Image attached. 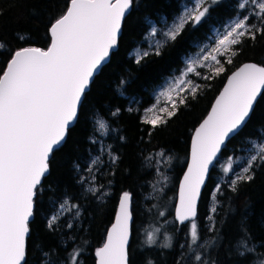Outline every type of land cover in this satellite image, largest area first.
Here are the masks:
<instances>
[{
  "label": "trees",
  "instance_id": "obj_1",
  "mask_svg": "<svg viewBox=\"0 0 264 264\" xmlns=\"http://www.w3.org/2000/svg\"><path fill=\"white\" fill-rule=\"evenodd\" d=\"M243 1L206 4L209 11L201 23L189 22L157 56L148 39L151 22L173 20L190 0H133L117 51L93 81L77 122L65 143L52 154L49 174L38 186L34 218L29 223L26 264H71L74 253L79 254L78 264H97L95 252L106 239L124 192L132 196L130 264H259L264 260V164L255 168L252 181L239 182L235 191L230 175L227 177L219 169L222 160L238 158L253 142L264 141V97L258 100L245 127L227 143L210 174L196 219L197 241L192 243L186 231L188 224L164 225L174 217L194 130L235 69L245 62L264 66V35L257 34L255 40L246 37L234 46L237 54L231 64L226 62L227 56H220L225 71L219 76L205 79L212 75L211 68L198 67L200 75L191 74L193 84L199 85L196 98L189 95L186 104L180 105L166 124L152 128L143 123V114L153 104L157 88L166 78L180 73L187 58L211 38L214 29L244 15L250 17L251 24L264 27L253 14L254 5L249 2L244 9L239 7ZM68 3L69 0H0V73L15 51L49 46L48 29L65 14ZM139 50L151 54L137 64ZM116 109L120 111L113 115ZM99 122L110 129L107 141L112 154L90 175L87 168L100 155ZM161 152L170 158V179L164 191L156 194L152 190L157 179L154 159ZM113 157L118 159L113 162ZM218 185L220 191H215ZM95 188V192L89 191ZM65 200L67 211L58 215L50 230L48 220ZM73 204L78 208H71ZM149 228L164 229L169 243H147L144 233ZM246 247L255 251L247 252ZM196 255L202 260L197 261Z\"/></svg>",
  "mask_w": 264,
  "mask_h": 264
},
{
  "label": "snow or ice",
  "instance_id": "obj_2",
  "mask_svg": "<svg viewBox=\"0 0 264 264\" xmlns=\"http://www.w3.org/2000/svg\"><path fill=\"white\" fill-rule=\"evenodd\" d=\"M215 3L217 0H194V6L185 8L162 33L165 39L155 42L154 54L159 56L164 44L175 41L189 22L200 24L209 11L205 5ZM246 3L248 0L239 7L244 9ZM250 3L255 6L253 14L264 25V0H250ZM132 4L133 0H69L65 14L48 29L49 46L15 51L0 73V264H26V237L38 186L49 172L50 157L65 143L95 74L101 71L110 52L116 48L122 23ZM257 34L264 35V27L251 24L248 15L234 21L216 47L203 56V61L211 60L216 65L210 69L212 75L204 78L223 73L224 64L218 56H227L226 62L231 64L232 57L237 54L234 46L240 45L246 37L255 40ZM150 35H157L155 27ZM150 54L149 51L137 52L136 63L140 64ZM196 63H189L182 76L187 73L199 76ZM198 90L199 85L192 80L178 78V82L160 93L165 106L154 105L147 109L143 123L152 128L166 124L176 115L180 105L186 104L189 95L196 98ZM258 97H264V66L244 64L228 78L210 113L194 131L191 163L184 175L176 210L181 224L191 221L193 243L198 239L194 217L200 188L222 147L249 122ZM119 111L116 109L113 115ZM99 128H106L105 123L99 122ZM253 147L255 154L247 159L242 174L230 180L233 191L239 182L252 181L255 168L264 164V144L254 143ZM116 159L118 157H113V162ZM88 171H92L91 167ZM223 171L233 172V165L227 164ZM217 191H220L219 185ZM131 199L130 193L122 194L115 223L104 245L95 252L97 264H129ZM67 204L65 200L60 209ZM71 208H78V205L73 204ZM58 218V215L49 218L47 227L50 230ZM67 226L72 227L71 224ZM148 242H154L151 234ZM246 251L254 252L255 248L246 247ZM78 255L72 254L71 264H78ZM195 259L202 260L200 255ZM259 264H264V260Z\"/></svg>",
  "mask_w": 264,
  "mask_h": 264
},
{
  "label": "rangeland",
  "instance_id": "obj_3",
  "mask_svg": "<svg viewBox=\"0 0 264 264\" xmlns=\"http://www.w3.org/2000/svg\"><path fill=\"white\" fill-rule=\"evenodd\" d=\"M250 2V0H248V3ZM243 3H245V0L243 1ZM247 5V3H246ZM194 6V0H190V2H186L184 4V7L182 9V12L176 16L173 20H168V19H161L160 22H151L150 24V30H149V34H148V39H149V43L151 44V47H155V42L156 41H163L165 38L162 35L163 32H166L172 25L173 22L176 20L177 17H179L180 15L183 14L185 8H192ZM255 8V6H254ZM242 18V16L240 17H235L232 20L228 21L226 24H224L223 26L214 29V32L211 36V38L205 42L203 45H201L200 49L194 53L193 55H191L190 57L187 58L186 60V65L185 67L180 71V73L175 74L170 76L169 78H166L162 84L157 88V90L155 91V100L153 102V104L149 107L152 108L154 105H157L158 107H163L165 106V101L160 98V93L162 91H164L166 88H168V86L174 82H178V78H185V79H190L191 78V74L193 73H187L186 76H182V74L186 73V69L189 63L196 61L197 63L195 64L196 69L198 67H201L200 65L203 64L206 67L209 68H213L216 65L214 64L213 61L208 60V61H203V56L207 55L209 52H211V50L213 48L216 47V44L218 42V40L222 37V35L230 28V26L232 25V23H234V21H236L237 19ZM155 27L157 29V35L155 37H152L150 35L151 29ZM138 52H141L140 50ZM220 56H218L219 59ZM148 108V109H149ZM146 111L143 114V118L146 115ZM150 115V114H149ZM99 125V124H97ZM106 128L104 129H100L99 130V138L101 140L99 147H100V155L97 158H93L92 160H96L97 162L95 164H93L92 162L90 163L89 167L87 168V173H90V175H93L98 166H101L103 163H107L110 158H111V149H110V144L107 141L110 135V129L108 127V125L105 123ZM99 127V126H98ZM259 145V144H264V141H255L252 143L251 148L244 154L241 155L238 158H231V159H226V160H222L221 163L219 164L220 168L223 171V168L231 163L233 165V172L230 173H224L226 174V176L228 177L230 175L231 179L235 178V175H240L242 174V168L244 166H246V161L247 159L255 154V148L253 147V144ZM170 158L167 155H163L160 156L159 154L155 157L154 159V163H155V175L157 176V179L155 182L152 183V190H154V192L157 194L158 192L164 191L165 186L168 185L169 183V179H170V173H169V168H168V163H169ZM91 167L92 171L89 172L88 169ZM219 180H221V177L219 178ZM93 187V186H92ZM97 189V188H95ZM217 191V189L215 190ZM107 193L106 190L103 192V195ZM155 193L152 195L153 197L155 196ZM213 201L215 200V198L212 199ZM67 211V206H65L64 209H58L57 213L55 215H63L65 212ZM163 213V212H162ZM164 215V213H163ZM174 223H177L175 218H170L168 219V221L165 222V226L167 227H171ZM195 223L197 224L196 220ZM188 228L186 229V231L188 232V235L191 239V235H190V227H191V222L188 223ZM149 234H151L154 237V242L153 243H149L148 242V236ZM145 240L147 243L149 244H155L157 243L159 246H164L167 245L169 243V236L167 234V232L162 229V228H149L145 233ZM192 240V239H191ZM193 243V242H192Z\"/></svg>",
  "mask_w": 264,
  "mask_h": 264
},
{
  "label": "water",
  "instance_id": "obj_4",
  "mask_svg": "<svg viewBox=\"0 0 264 264\" xmlns=\"http://www.w3.org/2000/svg\"><path fill=\"white\" fill-rule=\"evenodd\" d=\"M131 10H132V7H131V9L129 10V12L126 14L125 18L130 14ZM124 20H125V19H124ZM123 22H124V21H123ZM122 26H123V23H122ZM121 35H122V27H121V32H120V35H119V38H118V44H117L116 48H114V49L110 52L109 58H108L107 61L103 64V67H104L105 65H107V64L110 62L111 57H112V54H113L115 51H117V49H118V45H119V39H120ZM249 63H254V64H257V65H259V66H263V65H260V64H258V63H255V62H245V63H243L241 66H243L244 64H249ZM241 66H239L237 69H235V70H234V71L228 76V78H229V77H230L235 71H237ZM103 67H102V68H103ZM101 70H102V69H101ZM100 72H101V71H100ZM100 72H98L97 74H95V76H94L92 82L90 83V86H89L87 92L90 90L93 81L95 80L96 76H97ZM228 78H227V80H228ZM227 80H226L224 86L222 87L220 93H219V94L217 95V97L215 98V100H214V102H213V104H212V106H211V108H210L208 114L210 113V111H211L213 105L215 104L216 99L219 97V95H220L221 92L223 91L225 85L227 84ZM259 99H260V97L257 98V101H256V103H255V105H254V109H255L256 104H257V102H258ZM80 107H81V106H80ZM79 109H80V108H79ZM253 111H254V110H253ZM252 113H253V112H252ZM252 113H251V115H252ZM78 114H79V111H78ZM208 114L206 115V117L208 116ZM251 115H250V117H251ZM206 117H205V118H206ZM205 118H204V119H205ZM77 119H78V116H77ZM77 119L73 122V124L71 125V128L75 125V123L77 122ZM204 119H203V120H204ZM249 119H250V118H249ZM203 120L201 121V123L203 122ZM201 123H200V124H201ZM200 124H199V125H200ZM199 125H198L196 128H198ZM244 127H245V126H244ZM244 127H243V128H244ZM71 128H70V129H71ZM243 128H242V129H243ZM242 129H241V130H242ZM194 131H195V130H194ZM193 135H194V132H193ZM193 135H192V137H193ZM235 136H236V135H235ZM233 137H234V136H233ZM233 137H231V138L229 139V141H230ZM66 139H67V138H66ZM229 141L226 142V145H227V143H228ZM191 145H192V138H191V144H190L189 159H188V163H187L186 169H185V171H184V173H183V175H182V177H181V180H180V182H179L178 191H177L176 205H175V210H174V218H175L176 222H177L179 225H186V224H188V223L191 222V221H185L184 224H181V223L177 220V218H176V210H177V208L179 207V194H180V188H181V185H182L183 180H184V175L186 174V172H187V170H188V167H189V164L191 163ZM226 145H225L224 147H222V149H221V153L223 152V150H224V148L226 147ZM221 153L218 154V159H219V157L221 156ZM51 157H52V156H51ZM51 157H50V159H51ZM218 159H217V161H218ZM217 161L214 162V166L216 165ZM214 166L210 167L209 175L206 177L204 184H203V185L201 186V188H200V194H199V197L197 198V202H196V216L194 217V221L197 219V216H198V209H199V204H200V201H201V198H202V194H203V191H204V189H205V187H206V184H207V182H208V180H209L210 174H211V172H212ZM49 171H50V167H49ZM48 174H49V172L45 175V177H46ZM45 177H44V178H45ZM44 178L42 179L41 183L43 182ZM34 198H35V197H34ZM120 198H121V197H120ZM131 198H132V196H131ZM119 204H120V200H119ZM130 210H131V214H132V220H131V222H130L129 249H130V245H131V242H132V235H133V233H132V227H133L132 199H131V208H130ZM118 211H119V205H118V210H117L116 216H117V214H118ZM33 218H34V213H33V217L30 218V222L33 220ZM115 219H116V217H115ZM115 219H114L112 225L115 223ZM112 225L110 226L109 230L111 229ZM109 230H108V231H109ZM29 233H30V232H29ZM107 234H108V233H107ZM28 236H29V234H28ZM28 236L26 237V244H27V238H28ZM106 237H107V236H106ZM105 242H106V239H105L104 243H105ZM104 243H103V245H104ZM103 245H102V246H103ZM102 246H101V247H102ZM25 259H26V256H25ZM129 259H130V256H129ZM129 264H130V262H129Z\"/></svg>",
  "mask_w": 264,
  "mask_h": 264
},
{
  "label": "bare ground",
  "instance_id": "obj_5",
  "mask_svg": "<svg viewBox=\"0 0 264 264\" xmlns=\"http://www.w3.org/2000/svg\"><path fill=\"white\" fill-rule=\"evenodd\" d=\"M199 206H200V204H199ZM198 217V216H197Z\"/></svg>",
  "mask_w": 264,
  "mask_h": 264
}]
</instances>
